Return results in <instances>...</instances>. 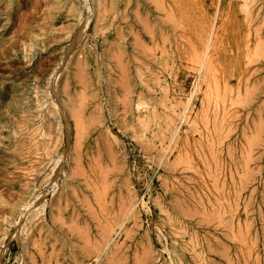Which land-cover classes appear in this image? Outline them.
<instances>
[{
	"label": "rangeland",
	"instance_id": "374dc122",
	"mask_svg": "<svg viewBox=\"0 0 264 264\" xmlns=\"http://www.w3.org/2000/svg\"><path fill=\"white\" fill-rule=\"evenodd\" d=\"M65 1L0 0V264H264V0Z\"/></svg>",
	"mask_w": 264,
	"mask_h": 264
},
{
	"label": "bare ground",
	"instance_id": "6f19581e",
	"mask_svg": "<svg viewBox=\"0 0 264 264\" xmlns=\"http://www.w3.org/2000/svg\"><path fill=\"white\" fill-rule=\"evenodd\" d=\"M83 1V0H82ZM86 1H88V0H86ZM111 1V0H110ZM66 2V4H68L67 6H68V8H74L75 7V5H74V1L73 0H66L65 1ZM89 2V1H88ZM255 3V2H254ZM258 3V2H257ZM47 4V3H46ZM86 4H87V2H86ZM90 4V3H89ZM51 5V4H50ZM45 6V5H44ZM58 6H60V5H58ZM261 6V5H260ZM10 5H6V7H2V8H0V15H2V14H4V13H12V11L14 10H17V13H18V11H19V9H17V8H12V10L10 9ZM85 8H86V6H84ZM58 8V7H57ZM82 8V7H81ZM80 8V9H81ZM137 8V7H136ZM250 8V7H249ZM253 8V7H252ZM52 9V8H51ZM251 9V8H250ZM58 10V9H57ZM88 10L89 11H91L92 13H93V8H92V5L90 6V5H88ZM105 11V10H104ZM137 11V10H136ZM21 12V11H20ZM107 12V11H106ZM252 12V11H251ZM257 12V11H256ZM259 12V11H258ZM109 13V12H108ZM137 13H138V11H137ZM264 13V12H263ZM262 13V14H263ZM80 15V14H79ZM99 15H101V13H99ZM258 16V15H257ZM19 17V16H18ZM99 17V16H98ZM138 18V17H137ZM256 18V17H255ZM125 19V18H124ZM101 20V19H100ZM263 22V21H262ZM88 23V22H87ZM261 23V22H260ZM262 24V23H261ZM261 24H260V26H261ZM88 25V24H87ZM148 25V24H147ZM103 26V25H102ZM258 26H259V24H258ZM105 27V26H104ZM104 27H102V28H104ZM109 27V26H108ZM110 28V27H109ZM144 28V27H143ZM146 28V27H145ZM106 30H107V28H105ZM148 29H149V27H148ZM260 29H261V27H260ZM109 30V29H108ZM145 30V29H144ZM256 31V30H255ZM66 34V33H65ZM40 35H36V37L38 38ZM137 37H139V36H137ZM138 39H140V38H138ZM53 40V39H52ZM55 40V39H54ZM53 40V41H54ZM264 40V39H263ZM262 40V42H264ZM35 42H37V41H35ZM40 42H42V41H40ZM258 42V41H257ZM43 43V42H42ZM141 43V42H140ZM259 43V42H258ZM262 44V43H261ZM32 45V44H31ZM34 45H35V43H34ZM137 45V44H136ZM33 46V45H32ZM41 46H42V44H41ZM138 46V45H137ZM35 47V46H34ZM139 47V46H138ZM146 47V46H145ZM260 47V46H259ZM258 47V48H259ZM262 47H263V44H262ZM262 47L261 48H259V49H261L262 50ZM28 49V47L26 48V50ZM142 50H143V47H142ZM118 51L120 52V50L118 49ZM260 51V50H259ZM263 51H264V49H263ZM262 51V52H263ZM112 52V51H111ZM261 52V53H262ZM114 54V53H113ZM80 55V54H79ZM115 55H119V53L117 52V54H115ZM81 56V55H80ZM100 56H102V55H100ZM114 56V55H113ZM121 56H122V54H121ZM261 56H262V54H261ZM264 56V55H263ZM112 57V56H111ZM117 57V56H116ZM48 58V57H47ZM115 58V57H114ZM121 58V57H120ZM260 58V57H259ZM118 59V58H117ZM262 59V58H261ZM120 61H121V59H120ZM52 62V61H51ZM43 62H41L39 65H40V67H42V66H45L44 64H42ZM264 64V63H263ZM77 66V65H76ZM120 67H121V65H120ZM45 68V67H44ZM44 68H41V70H44ZM56 68V67H55ZM48 69V68H47ZM123 69V68H122ZM121 69V70H122ZM40 70V71H41ZM45 71V70H44ZM47 71V70H46ZM57 71V70H56ZM124 71V70H123ZM141 71V70H140ZM54 72V71H53ZM125 72V71H124ZM53 74V73H52ZM55 74V73H54ZM75 74H76V72H75ZM78 74H80V73H78ZM78 74H76V75H78ZM126 74V73H125ZM142 73L141 74H139V76H140V81L142 82ZM56 76V74L54 75V76H52V78L53 77H55ZM82 76V75H81ZM124 76V75H123ZM50 78H49V80L51 79V76H49ZM121 77V76H120ZM122 78V77H121ZM125 78H126V76H125ZM212 78V77H211ZM80 79V78H79ZM213 79H215V78H212V80ZM53 80H54V78H53ZM81 80V79H80ZM83 80V79H82ZM85 80V79H84ZM83 80V81H84ZM123 80V79H122ZM156 80H159V79H157L156 78ZM217 80V79H216ZM83 81H81V82H83ZM51 82V81H50ZM85 82V81H84ZM116 82V81H115ZM125 82V81H124ZM157 82V81H156ZM215 82V81H214ZM218 82V81H217ZM49 83V82H48ZM52 83V82H51ZM66 83H67V81H66ZM120 83V82H119ZM118 82L116 83V84H119ZM127 83V82H126ZM213 83V82H212ZM85 84V83H84ZM157 84H159L158 82H157ZM218 84V83H217ZM47 85V84H46ZM66 85V84H65ZM65 85H64V87H65ZM124 86H125V84H123ZM128 85V84H127ZM161 85V84H160ZM47 86H49V85H47ZM63 86V85H62ZM123 86V87H124ZM164 85H162V86H160V87H163ZM217 87H219L218 85H216ZM128 88H129V86H127ZM198 87V86H197ZM50 88V87H49ZM51 88H52V86H51ZM84 88H85V85H84ZM211 88V87H210ZM214 88H215V86H214ZM228 88V87H227ZM125 89V88H124ZM163 89V88H162ZM162 89H161V91H162ZM229 89V88H228ZM63 90H65V88H63ZM167 90V89H166ZM225 90H226V88H225ZM230 90V89H229ZM126 92H127V90H126ZM49 93V92H48ZM54 93V92H53ZM64 93V92H63ZM217 93V92H216ZM23 94H24V103L21 105V109H22V111L24 112V113H28V114H30V115H28V117H26V116H24V118H26L25 120L27 121V123H29L30 125H33V119L35 118L34 116H35V114L38 112V110H39V108H40V105L37 103V100L35 99V96L33 95V92L31 91V90H29V89H26V90H24V92H23ZM47 94V93H46ZM125 94V93H124ZM219 94V93H218ZM207 95V94H206ZM56 96V95H55ZM125 96V95H124ZM118 97V96H117ZM139 97H141V96H139ZM221 97V96H220ZM47 98V97H46ZM217 98H218V96H217ZM55 99V98H54ZM83 99H84V97H83ZM126 99V98H125ZM124 99V100H125ZM217 100H219V99H217ZM54 101V100H53ZM84 101V100H83ZM126 101V100H125ZM42 102V101H41ZM217 102V101H216ZM40 103V102H39ZM53 103V102H52ZM44 104H46L45 102H44ZM43 104V105H44ZM136 111H137V115H136V124H135V126H133L132 128L134 129H132L133 131H135L134 133V135L136 136V137H140L141 139H144L145 138V135H146V131L148 130V128L150 127V122H152V121H154V120H152L151 121V118L149 117V116H147L145 113H144V108H146L144 105H145V103H144V101H143V99L142 98H138V101L136 102ZM218 104V103H217ZM51 105V104H50ZM81 105V104H80ZM106 105V104H105ZM126 105H129V104H125L124 106H126ZM215 105H216V103H215ZM47 106V105H46ZM63 106V105H62ZM57 107V106H56ZM126 107H128V106H126ZM126 107H125V111H126ZM174 107V106H173ZM215 107V106H214ZM80 109H81V107H79ZM72 109V108H71ZM78 109V108H77ZM75 110V108H73L71 111L72 112H74L77 116H78V118H79V114H80V112H79V110ZM154 109V108H153ZM63 110V109H62ZM65 110V109H64ZM218 110V109H217ZM70 111V112H71ZM78 113H76V112ZM71 112V113H72ZM153 112V111H152ZM52 113V112H51ZM73 113V114H74ZM50 114V113H49ZM74 114V119H75V117L77 118V116ZM216 114H217V112H216ZM81 115V114H80ZM92 115V114H91ZM50 116H52V115H50ZM49 116V117H50ZM153 116V115H152ZM81 118V117H80ZM90 118H91V116H90ZM89 118V119H90ZM82 119V118H81ZM80 119V122H82V120ZM153 119H154V116H153ZM24 120V121H25ZM49 120V119H48ZM25 121V122H26ZM50 121V120H49ZM75 121H78V120H76L75 119ZM51 122V121H50ZM96 122V121H95ZM97 122H99V120L97 121ZM49 124V123H48ZM76 124V126H79L78 124H82V123H78V122H76L75 123ZM92 124V123H91ZM51 125V124H50ZM84 125V124H83ZM82 125V126H83ZM88 125H89V123H88ZM75 126V125H74ZM61 127V126H60ZM59 128V127H58ZM48 129V128H47ZM61 129V128H60ZM78 129V128H77ZM84 129H85V126H84ZM84 129H82V130H84ZM27 130H29L28 131V133H27V135H25L24 136V138L25 139H27L28 140V142H26L27 144H28V146H27V149L29 150V151H31V150H33L34 148H37V144L39 143V141L37 140V136H36V132H35V129H33L31 126L27 129ZM81 131V130H80ZM43 132V131H42ZM82 132V131H81ZM48 133H49V131H48ZM42 134V133H41ZM79 134V133H78ZM50 135V134H49ZM80 135V134H79ZM79 135H77V136H79ZM175 135V134H174ZM173 135V136H174ZM80 138L82 137V136H79ZM39 139V138H38ZM57 139V138H56ZM55 139V140H56ZM76 139V138H75ZM79 141H80V139L79 138H77ZM83 139L81 138V141H82ZM54 141V140H53ZM77 141V140H76ZM75 141V142H76ZM80 141V142H81ZM47 142V141H46ZM50 142V141H49ZM107 142V141H106ZM77 143V142H76ZM82 143V142H81ZM81 143H77L78 145L79 144H81ZM19 144H20V142H19ZM46 144V143H45ZM110 144V143H109ZM48 145H49V143H48ZM76 145V144H75ZM74 145V146H75ZM23 146V145H22ZM46 146V145H45ZM44 146V147H45ZM108 146V145H107ZM4 147V146H3ZM109 148V150H110V145L108 146ZM46 148V147H45ZM48 148V147H47ZM52 148H53V146H52ZM73 149H74V151H75V147H73ZM201 151H202V148L200 149ZM45 152V151H44ZM46 152H48V151H46ZM45 152V153H46ZM198 152V151H197ZM186 153V152H185ZM204 156H205V154H204ZM180 158V157H179ZM204 158V157H203ZM206 158V157H205ZM178 159V158H177ZM57 160V159H56ZM55 160V161H56ZM175 160V159H174ZM58 161H60V160H58ZM57 161V162H58ZM178 161V160H177ZM37 162V161H36ZM175 162V161H174ZM173 162V163H174ZM172 163V164H173ZM171 164V163H170ZM173 166V165H172ZM59 167V166H58ZM11 173H14L15 172V170H16V167H11ZM15 174V173H14ZM26 183V182H25ZM22 186H24V185H22ZM58 187V186H57ZM56 189V188H55ZM102 192H103V190H102ZM103 193H105V190H104V192ZM100 194V193H99ZM134 195V194H133ZM14 196V195H13ZM99 196V195H98ZM10 198H11V196H9ZM100 197H101V195H100ZM101 199V198H100ZM201 199V198H200ZM29 200V199H28ZM36 200V199H35ZM59 200V199H58ZM202 200V199H201ZM200 200V201H201ZM210 201V200H209ZM31 202H33V200L31 201ZM59 202V204H61V202L60 201H58ZM128 202V201H127ZM29 203V202H28ZM27 203V204H28ZM203 203V202H202ZM34 204H35V201H34ZM33 204V205H34ZM29 206H30V204H28ZM31 206H32V203H31ZM28 207L29 209L30 208H32V207ZM61 206V205H60ZM23 207V206H22ZM27 207V206H26ZM205 207V206H204ZM36 208V207H35ZM40 209V208H39ZM39 209H38V211H35V213L37 212H39ZM135 208H133V205L131 206V210H130V213H129V215L131 214V213H133V210H134ZM190 209V208H189ZM204 209V208H203ZM60 210H62V209H60ZM59 210V211H60ZM164 210V209H163ZM104 211V210H103ZM121 211V210H120ZM150 211V210H149ZM197 211V210H196ZM41 212H42V209H41ZM63 212V211H62ZM190 212V211H189ZM195 212V211H194ZM203 212H205V211H203ZM223 212V211H222ZM225 212V211H224ZM31 213V212H30ZM36 213V214H37ZM125 213V212H124ZM185 213V212H184ZM196 213V212H195ZM187 214V213H186ZM61 215V214H60ZM59 215V216H60ZM190 214H188V216H189ZM212 215V214H211ZM220 214H218V216H219ZM224 215H225V213H224ZM32 216V215H31ZM35 217H37V216H35ZM211 217V216H210ZM5 218V217H4ZM33 218V217H32ZM100 220V219H99ZM98 220V221H99ZM59 221V220H58ZM11 225V224H10ZM131 225V224H130ZM63 226V225H62ZM87 226V225H86ZM104 226V225H103ZM99 227V226H98ZM122 226H120V228H121ZM23 229H24V227H23ZM71 229V228H70ZM112 229V228H111ZM40 230V229H39ZM69 230V229H68ZM107 230V229H106ZM110 230V229H109ZM22 231H24V230H22ZM72 231V230H71ZM102 231H104L103 229H102ZM111 231V230H110ZM112 231H113V229H112ZM112 231H111V234H112ZM115 231V230H114ZM113 231V232H114ZM179 231V230H178ZM127 232V231H126ZM129 232V231H128ZM107 233V232H106ZM105 233V234H106ZM118 233V232H117ZM116 233V234H117ZM40 234V233H39ZM87 234V233H86ZM127 235H128V233H127ZM103 236V235H102ZM111 237V239L108 241V240H106L107 241V245H106V243H105V245H106V247H108L111 243H112V241H113V239H114V235H112V236H110ZM104 238V237H103ZM125 238V237H124ZM192 239V238H191ZM195 239V238H194ZM84 240V239H83ZM196 240V239H195ZM36 242V241H35ZM85 242V241H84ZM121 242V241H120ZM119 242V243H120ZM191 242H192V240H191ZM98 243V242H97ZM196 243H197V240H196ZM84 244H86V242L84 243ZM89 244V243H88ZM194 244H195V242H194ZM95 245H97V244H95ZM99 245V244H98ZM101 245V244H100ZM166 245V244H165ZM191 245H193V242L191 243ZM198 245V244H197ZM86 246V245H85ZM195 246V245H194ZM193 246V247H194ZM189 247V246H188ZM191 247V246H190ZM85 248V247H84ZM97 248V247H96ZM191 250H193L192 249V247L190 248ZM84 250V249H83ZM86 250L88 251L89 249L88 248H86ZM85 250V251H86ZM92 249H90L89 251H91ZM89 251H88V253H89ZM96 251V250H95ZM197 252V251H196ZM91 253V252H90ZM89 253V254H90ZM41 255V254H40ZM44 255V254H43ZM100 255H101V252H100ZM115 255V254H114ZM198 255H200L199 253H198ZM97 258H98V256H97ZM117 261H119V260H117ZM110 262V261H109ZM112 262V261H111ZM121 262V261H120ZM112 264H114V263H112ZM117 264V263H116ZM142 264V263H141ZM171 264H172V262H171Z\"/></svg>",
	"mask_w": 264,
	"mask_h": 264
}]
</instances>
